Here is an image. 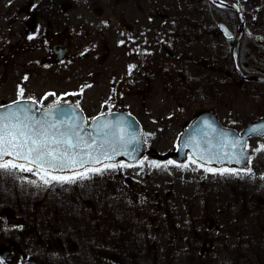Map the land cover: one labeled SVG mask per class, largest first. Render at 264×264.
Listing matches in <instances>:
<instances>
[{"label": "flooded vegetation", "instance_id": "af4514ba", "mask_svg": "<svg viewBox=\"0 0 264 264\" xmlns=\"http://www.w3.org/2000/svg\"><path fill=\"white\" fill-rule=\"evenodd\" d=\"M223 1L235 3L243 19L238 12L224 5L201 0L203 10L209 7L216 11L217 17H209L215 16L212 10V13L206 12L200 22L184 20L188 27L194 28L186 27L179 32L187 37L185 52H168L166 55L160 31L167 29L161 28L157 4L151 5L147 0H133L131 3L129 0H0V43L3 44H0V54L7 53L13 86H98L104 80L107 86H192L194 81H200L202 86L219 88L217 95L222 94V101L207 104V108L205 104L186 125L198 114L209 113L224 126L241 133L248 124L264 117V82L251 79L252 76L264 78V18H260L264 14V5L260 9L256 7L259 0ZM224 11L232 18L224 19ZM223 26L228 28L231 39ZM189 32H195L205 48L197 61L188 51L193 47V35H188ZM240 35L235 64L232 51ZM176 42L173 41V51L177 48L183 50L181 41ZM226 42L231 61L227 66L224 56ZM166 46L170 47L169 44ZM228 87H232L234 93L243 92L255 97V103H248L244 108L231 105L224 99L227 96L225 90H230ZM30 98L39 107L49 105V96L41 102ZM119 109L136 116L144 132L138 111L141 109L146 118L152 116L146 105H138L136 112L123 107ZM240 109L243 111L239 112ZM257 138L264 139V134L248 137L250 156L241 169L250 164L253 155L251 142ZM147 147L151 146L147 144ZM101 182V179L95 180L94 189ZM106 186L110 187L109 184ZM84 203L80 205L76 200L73 204L64 202L59 224L47 223L48 219L51 220L47 216V225H44L45 216L38 217L35 213L31 214L34 226H26L20 216L8 210L1 211L0 264H118L117 258L112 262L92 258L89 251L94 249L80 242L81 233L103 231V235L111 236L109 200H105L102 219L90 200ZM251 214L252 218L236 217L242 226L234 228L231 234L236 243L245 246V250L238 247L227 251H240L243 264H264V211ZM86 220L88 226L84 224Z\"/></svg>", "mask_w": 264, "mask_h": 264}, {"label": "rangeland", "instance_id": "374dc122", "mask_svg": "<svg viewBox=\"0 0 264 264\" xmlns=\"http://www.w3.org/2000/svg\"><path fill=\"white\" fill-rule=\"evenodd\" d=\"M132 1L129 0V3ZM147 2L157 4L161 28L167 29L160 31L161 40L165 43L162 49H165L163 53L166 55L168 52H185L187 37L185 33H179L188 27L184 20L200 22L206 12L214 11L209 7L203 10L201 0ZM263 5L264 2L259 0L256 7L260 9ZM223 18L232 16L224 11ZM260 18H264V14ZM187 34L193 35V47L188 51L197 61L203 56L205 48L195 32ZM173 41H181L183 50L177 48L173 51ZM0 44L3 45L2 42ZM166 44L170 47L167 48ZM225 49L227 66L231 62L227 42ZM0 62V98L6 102L21 98L19 92L23 89V98L26 99L33 97L41 102L45 96H49V103L57 100L77 102L89 118L120 107L136 112L138 105H146L152 114L150 119L142 116L141 109L138 111L144 125L145 139L148 146L161 152L175 147L182 127L205 104L207 108V104L222 101V94L217 95L219 88L202 86L200 81H194L192 86H107L105 80L99 82L98 86H13L6 52H1ZM228 88L231 91L225 90L227 96L224 99L231 105L244 108L248 103H255V97L246 96L243 92L234 93L232 87ZM251 143V162L235 175L205 172L197 164H191L189 159L181 163L189 165L185 169L177 167L180 164L174 161L169 163L170 160L162 162L153 159L150 154L133 164L118 163L127 164L128 167L90 174L88 179L78 180L74 184L53 183L47 186L32 173L0 170V212H13L25 220L26 226H34L31 214L35 213L38 217L45 216L44 225L48 222L56 224L63 216L60 214L64 202L73 204L76 200L84 205L86 200H90L92 207H96L94 211L102 219L105 200H109L111 236L103 235V231L80 234L81 245L94 249L88 250L92 258L101 261L109 259V262L117 258L118 264H243L240 251H227L238 247L245 250V246L243 248L242 243H236L231 235L234 228L242 226L236 217L245 215L252 218L251 212L264 211V150H256L264 146V139L257 138ZM152 162L161 167H152ZM245 169H251V173ZM97 179L103 182L94 189L92 184ZM108 184L110 187L106 186ZM47 216L51 220L47 221ZM84 224L88 226V220ZM89 252L84 254L89 255Z\"/></svg>", "mask_w": 264, "mask_h": 264}, {"label": "snow or ice", "instance_id": "6c2138e0", "mask_svg": "<svg viewBox=\"0 0 264 264\" xmlns=\"http://www.w3.org/2000/svg\"><path fill=\"white\" fill-rule=\"evenodd\" d=\"M19 95L23 99V89H20ZM13 103L15 107L9 106L6 111H0V170L4 172H29L47 186L53 183L74 184L88 179L90 174L128 167L127 164L105 161H114L118 155L131 157L133 152L140 150V133L130 130L131 126L125 124L123 117H117L115 121L95 117L92 129L86 131V121L76 115V108L61 107L59 100L39 116L33 113L31 105L21 104L19 100ZM249 132L264 134V125L252 127ZM184 146L193 148L190 163L197 164L205 172L235 175L238 169L208 165H224L225 162L241 164L246 160V143L240 139H229L227 130L217 131L207 121L203 127L195 129V134L188 138ZM256 150H264V146ZM100 164L102 167H96ZM151 166L161 167L155 162ZM176 166L189 167L188 164ZM245 171L251 173V169Z\"/></svg>", "mask_w": 264, "mask_h": 264}, {"label": "water", "instance_id": "95a60500", "mask_svg": "<svg viewBox=\"0 0 264 264\" xmlns=\"http://www.w3.org/2000/svg\"><path fill=\"white\" fill-rule=\"evenodd\" d=\"M213 1L215 3L222 4L224 6L232 8L233 10L238 12L240 14V18L243 19L241 10L239 9V7L235 3H227V2L220 1V0H213ZM223 29H224L226 35H230V33L228 32L226 27H223ZM240 41H241V35L239 36L237 43H236V45L232 51V57H233L235 64H237ZM252 79L264 81V78H259V77H253ZM15 101H18V100H15ZM19 101L21 104L27 103L28 105H31L33 113H35L37 116H39L41 112L45 111L46 109H48L49 107L52 106L51 105L48 107L37 109L36 104H33L32 101H30V100L21 99ZM13 102L5 103L4 101H2L0 106H3V107H0V111H6L9 106L15 107L16 105H14ZM60 105H61V107H69L70 106L71 108H76V115L78 117L82 118L84 121H86V123L84 125L85 130L90 131L92 129V125L95 122L94 118L90 122H88L86 120V117H85L83 111L81 110V108L79 106L77 107L76 104L68 103V102H62V103H60ZM98 116H100L102 119L106 118V119L112 120V121H115V119L117 117H123L125 124L131 126L130 130L135 129L137 132L140 133L141 143H140V150L138 152H133L131 157L127 156V155H118V156H116L114 161H105V163H117L120 161L134 163V162H137L139 159H141L142 156L147 152L153 153V157L158 158L160 160L173 159L177 162H183L186 160L188 152H190L191 155L193 154V148L191 146L185 147L184 146L185 142L188 140V138L190 136L195 134L196 128L203 127V123L205 121H207L208 123L212 124L213 127L217 129V131H219L221 129L227 130L229 132V139H240L242 142L246 143V147L244 148V152L246 155L245 161H243L241 164H235V163L228 164L227 162H225V164H224V165H227L228 167L242 168L247 163L249 156H250L249 150L247 149L248 137L250 135L258 134V133L249 132V129L252 127H259L261 125H264V118H262L256 122L250 123L248 126H246V128L243 130L242 133H239L235 129H231V128L223 126L218 121V119L212 114L207 115V116H206V114H200L180 133V135L177 139V144H178L177 150H173V151L161 154L160 152H158L155 149H148V150L146 149V144H145L144 137L142 134V126L132 114L125 112L123 110H120V111L100 114V115H97L96 117H98ZM196 138L200 139L199 136H197ZM236 151H239V149H236ZM6 159H10V157H6ZM101 165L102 164L96 165V166H101ZM224 165L213 163L209 166H214V167L220 168ZM65 174H68V173H65Z\"/></svg>", "mask_w": 264, "mask_h": 264}]
</instances>
